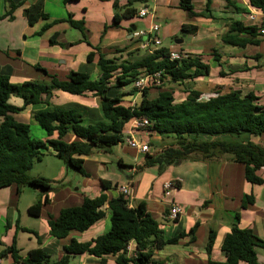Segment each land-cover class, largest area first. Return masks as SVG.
Segmentation results:
<instances>
[{"label":"crops","instance_id":"1","mask_svg":"<svg viewBox=\"0 0 264 264\" xmlns=\"http://www.w3.org/2000/svg\"><path fill=\"white\" fill-rule=\"evenodd\" d=\"M12 1L18 7L10 19L4 17L10 10L8 0H0V74L9 76L12 82H49V78L35 65H40L60 79H67L72 71L85 72L92 79H98L101 75L98 64L100 52L107 57L122 59H141L153 53L157 47L152 45L150 48H142L143 38L136 37L135 32L147 31L146 25L150 27L158 19L172 21L164 30L174 33L179 32L183 24L198 27L195 34L187 35L188 42L185 39L180 43L176 42L170 49L184 55H202L204 61L210 64V74L193 81V87L201 92L202 100H207L218 92L240 90L244 94L253 92L259 97L258 102L264 104V40L259 46L247 48L227 45L222 41V36L228 31L232 21L239 20L246 25L260 24L264 29V12L251 7L248 0H231V5L227 0H210L209 10L208 0H192L194 10L200 14L194 17L181 8V0ZM137 1L141 2L139 7L134 4ZM129 7L137 9L138 14L144 7H149L152 14L145 16L144 28L138 26L137 19L143 18L139 15L122 18L118 26L112 25L114 16L121 15ZM235 7H243L247 12H239ZM41 11L47 13L49 18H41L31 24L29 16ZM251 13H254V19L249 17ZM174 15L178 18H174ZM71 19L77 22L83 20L85 30L74 27ZM56 20L63 21L39 34L45 24ZM52 36L56 38L55 44L50 42ZM218 45L220 48H217ZM250 47L253 49H249ZM215 50L221 56L222 67L213 58L212 53ZM91 53L93 60L88 61ZM220 71H223L224 76L220 75ZM124 88L126 87L113 88L110 95L129 93L134 85L130 91H125ZM153 88H150V98L159 94L158 92L151 96ZM174 95L176 99V92ZM186 95L184 90L181 98L176 101H183ZM122 99L125 105L134 107L140 104L142 95L136 91L134 94H125ZM131 99H135L137 103L130 101ZM10 102L17 106L23 105V100L17 96H12ZM56 106L78 109L86 122L104 118L100 98L92 92L76 95L61 90L54 91L52 98L46 96L43 103L28 105L15 117L28 123L31 130L35 112L52 110ZM131 123L126 125L124 139L130 133ZM42 130L40 139H48L46 130ZM132 134L137 140L150 143L149 153H141L126 142L108 150H94L85 157L84 164L91 179H76L78 185L69 186L68 183L74 182L66 179L68 167L65 164L58 165L56 175L49 179L54 181V190L48 193L49 200L44 204L39 217L30 215L28 209L40 198V189H29L25 186L18 191L16 185L0 189V252L16 244L23 256L33 249L42 248L53 260H60L65 255L64 245L69 244L72 238L79 242H88L107 232L111 227V215L107 212L106 217L90 229L84 232L74 231L65 239H58L50 234V215L57 216L62 208L81 205L85 197H96L102 193L109 198L118 197L122 194L120 187L125 185L131 186L130 196L127 197L130 205L137 206L140 202H145L147 209L163 229L166 239L186 233L177 243L168 244L156 251V264H209L210 260L225 262L227 255L222 251V244L236 222L240 227L249 228L259 238L264 239V183L257 185L249 182L246 179L244 163L235 161L230 154L203 156L201 153H193L180 163L169 165L163 170L158 166L148 167L145 165L146 154L156 155L175 144V136L145 130H137ZM52 137H57V134ZM74 139L73 134L66 137L67 141ZM240 139L264 147V134L256 136L244 133ZM119 147L124 151L122 154L117 150ZM125 154L131 155L133 161H126ZM257 174L264 178V168L258 170ZM103 180L111 184V189L103 188ZM59 182H63L61 186ZM167 183H172V188L166 190ZM25 188L33 193H28ZM248 195L254 196L255 202L243 207V201ZM173 205L183 209L175 220L170 217ZM196 224V232L189 234ZM23 227L37 232L41 237L24 230ZM211 231H215L216 239L212 250L208 252ZM131 248H135L134 243ZM256 252L259 263L264 264V248L256 247ZM0 258V264H15L10 253L5 256L0 254ZM71 264L117 262L115 256L102 261L84 253L73 256Z\"/></svg>","mask_w":264,"mask_h":264},{"label":"trees","instance_id":"2","mask_svg":"<svg viewBox=\"0 0 264 264\" xmlns=\"http://www.w3.org/2000/svg\"><path fill=\"white\" fill-rule=\"evenodd\" d=\"M65 2L79 0H64ZM192 0H181L180 6L190 16H199L194 10ZM10 10L4 17L13 18V11L18 7L8 0ZM253 8L264 12V0H248ZM231 5V0H227ZM210 0L207 3L209 10ZM117 5V4H116ZM117 7V6H116ZM239 12H247L243 7H235ZM138 15L135 8H126L121 14L114 16L112 25L118 26L122 18H134ZM48 19L43 11L30 15V23L39 19ZM56 20L43 26V33ZM74 27L84 31V21L70 20ZM264 27V24L262 25ZM259 25H246L244 22L232 21L228 31L222 36L224 44L247 48L259 46L264 40ZM181 31L195 34L198 27L193 24H183ZM55 44L56 38L50 39ZM213 58L222 67L221 56L217 50ZM171 49L157 47L141 59H122L107 57L100 52L98 64L101 75L92 79L88 73L72 71L67 79H60L40 65L35 67L44 73L49 82L28 80L21 83L12 82L7 75L0 74V189L12 185L18 187L30 186L40 189V198L29 207L28 212L34 217L41 215L43 206L48 202V193L54 190L52 180L41 176H31L30 170L36 161H40L45 150L58 156L68 168H75L85 176V157L94 150H108L115 145L124 143L126 125L134 119L147 118L150 125L144 130L160 135H174L175 144L163 149L156 155L146 154L145 165L163 168L180 163L193 153L203 156L230 154L237 162L245 164L246 179L252 184L261 185L264 178L257 174L264 168V147L251 141L240 139L242 134H264V104L258 102L259 97L253 92L244 94L240 90L218 92L207 100L201 99V92L194 89L193 81L201 76L210 74V65L202 55L187 54L180 59L170 57ZM93 60L89 54L88 61ZM160 72L163 84L166 80L171 83L185 85L186 98L177 102L174 91L165 89L159 91L155 98H150V88L138 90L133 88L129 93L141 92L142 99L137 106L123 103L122 96H111V89H119L133 84L141 75ZM220 75L224 76L223 71ZM61 90L76 95L92 92L101 101L103 119L86 122L84 115L76 108L54 107L52 110L35 112L33 117L46 130L48 139H38L32 136L30 125L19 121L15 115L21 113L28 105L43 103L46 96L53 97L54 91ZM12 96L23 100L22 106L10 102ZM57 134V137H52ZM73 134L72 141L66 137ZM221 136L225 138L215 139ZM235 139H229V138ZM104 189H111V184L102 181ZM254 196L248 195L243 201V207L252 205ZM110 213V229L104 234L88 242H79L72 238L64 245V254L60 260L42 248L29 251L25 256L20 254L16 244L0 252L2 256L10 253L15 264H71L72 258L78 254L87 253L104 261L107 257L115 256L117 264H156L154 256L157 250L168 244H175L186 233L166 239L164 231L153 214L147 209L145 202L131 206L123 195L109 198L102 193L96 197H85L81 205L62 208L57 216L50 215V234L58 239L67 238L72 232H84L94 224L104 219ZM239 218V215L237 216ZM196 224L189 234L196 232ZM26 231H30L24 228ZM37 236L39 234L34 231ZM41 236H39L40 238ZM216 239L215 231H211L207 250L210 252ZM134 243L135 248L130 245ZM256 247L264 248V239L259 238L251 229L242 228L236 222L226 235L222 251L227 255L225 262L209 261V264H260Z\"/></svg>","mask_w":264,"mask_h":264},{"label":"rangeland","instance_id":"3","mask_svg":"<svg viewBox=\"0 0 264 264\" xmlns=\"http://www.w3.org/2000/svg\"><path fill=\"white\" fill-rule=\"evenodd\" d=\"M134 4H135V6L139 7L141 5V2L137 1ZM150 8H152L151 5H150ZM174 18H178V16L174 15ZM144 19H145V17L141 18V20L137 19V22L139 24L138 26L141 28H144V26H145V23L143 22ZM173 21H174V19H173ZM170 22H172V21H165V20H158V19L155 21V24H157L160 27V37L162 39V45H160V46H154L153 45L154 47L173 48L176 45L177 40H181V39L184 40L185 39L186 42L189 41V38L187 37V35H189V33H184L181 30L177 33L171 32L170 30H164L166 27H168L167 24H169ZM146 29H149V26L146 25ZM217 48H220V45H218ZM249 49H253V47H250ZM212 63H214V62H212ZM133 85H134V83L127 85L126 88H124L125 91H130L131 88H133ZM165 89H172L174 92H176V99H178V100L181 98L182 93L185 90L183 84L171 83V82H169V80H166L165 83L162 84L161 86H159L158 88L151 89V96H155L159 91L165 90ZM139 100L140 99H138V101ZM130 101H134L135 103H137V101L135 99H131ZM33 122H34V124L31 125L32 136L40 139L43 135V130L35 120H33ZM114 149L116 151V147ZM117 150H120V154H122L124 152L123 150H121L120 147ZM124 157H125L126 161H130V162L133 161V157H131V155L129 156V155L125 154ZM62 164H64V162L58 156H56L52 152H49L48 150H45L44 154L42 156V159L40 161H36L34 163V166L30 170L29 174L31 176H42L46 179H51L52 176L56 175V173L58 171V167H59L58 165H62ZM114 167H117V164H114ZM112 168H113V166L110 169L112 170ZM66 176H67L66 179H72L74 182V183H68L69 186H71V184L78 185L79 183H77L76 179H89L91 177V176H85V175L81 174L80 172H78L75 168H71V167L68 168V173H66ZM62 183L59 182L60 186ZM66 187H68V186H66ZM28 188L33 189L30 186ZM28 188H25L26 191H28V193H33ZM74 260H76V259H74Z\"/></svg>","mask_w":264,"mask_h":264},{"label":"built area","instance_id":"4","mask_svg":"<svg viewBox=\"0 0 264 264\" xmlns=\"http://www.w3.org/2000/svg\"><path fill=\"white\" fill-rule=\"evenodd\" d=\"M151 10L149 7H144L140 10L139 16L145 17L148 15H151ZM250 18L254 19V13H251L249 15ZM261 33L264 35V29L261 30ZM135 36L139 38H143L142 41V48H150L152 45L154 46H160L162 45V39L160 37V27L157 24H152L149 29L145 32L137 31L135 32ZM185 55L182 53L171 51L170 57L172 59H180L184 57ZM163 84L162 76L160 72H155L152 74H143L141 75L135 82H134V88L140 90H143L145 88H153V87H159ZM130 125V133L128 136L125 137V142L127 145H129L131 148H134L138 150L141 153H149L150 152V143L149 142H141L137 140L133 136V132L137 130H144L146 127L150 125V122L147 118L143 117L140 119H134L131 121ZM172 183H167L165 185L166 190L172 188ZM120 192L127 198L130 196L131 193V186L125 185L120 187ZM182 207L173 205L171 207V213L170 217L172 219H176L181 213H182ZM131 248V245H130ZM132 249V248H131ZM1 260V258H0ZM45 264V263H44Z\"/></svg>","mask_w":264,"mask_h":264},{"label":"water","instance_id":"5","mask_svg":"<svg viewBox=\"0 0 264 264\" xmlns=\"http://www.w3.org/2000/svg\"><path fill=\"white\" fill-rule=\"evenodd\" d=\"M182 41H183V40L181 39V40H177L176 42H177V43H180V42H182Z\"/></svg>","mask_w":264,"mask_h":264}]
</instances>
